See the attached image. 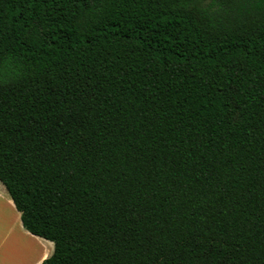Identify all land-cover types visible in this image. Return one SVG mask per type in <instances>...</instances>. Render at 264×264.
<instances>
[{
	"label": "trees",
	"instance_id": "trees-1",
	"mask_svg": "<svg viewBox=\"0 0 264 264\" xmlns=\"http://www.w3.org/2000/svg\"><path fill=\"white\" fill-rule=\"evenodd\" d=\"M0 181L42 264H264V0H0Z\"/></svg>",
	"mask_w": 264,
	"mask_h": 264
},
{
	"label": "crops",
	"instance_id": "crops-1",
	"mask_svg": "<svg viewBox=\"0 0 264 264\" xmlns=\"http://www.w3.org/2000/svg\"><path fill=\"white\" fill-rule=\"evenodd\" d=\"M54 249L53 242L24 228L21 213L0 181V264H42Z\"/></svg>",
	"mask_w": 264,
	"mask_h": 264
}]
</instances>
